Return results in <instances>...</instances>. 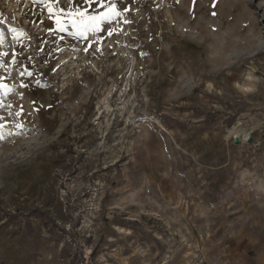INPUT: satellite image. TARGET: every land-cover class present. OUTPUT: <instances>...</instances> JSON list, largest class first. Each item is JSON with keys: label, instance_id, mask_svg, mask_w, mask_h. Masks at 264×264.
I'll list each match as a JSON object with an SVG mask.
<instances>
[{"label": "rangeland", "instance_id": "rangeland-1", "mask_svg": "<svg viewBox=\"0 0 264 264\" xmlns=\"http://www.w3.org/2000/svg\"><path fill=\"white\" fill-rule=\"evenodd\" d=\"M213 3L0 0V264H264V0Z\"/></svg>", "mask_w": 264, "mask_h": 264}, {"label": "snow or ice", "instance_id": "snow-or-ice-1", "mask_svg": "<svg viewBox=\"0 0 264 264\" xmlns=\"http://www.w3.org/2000/svg\"><path fill=\"white\" fill-rule=\"evenodd\" d=\"M60 0H31V3L33 4H42L44 8L47 9V12L49 13L50 18H55L56 24L59 27L60 32H65L69 30V26H71L72 29L75 31L69 32V35L78 36L81 38H87L89 34H96L100 32L107 31V34L109 36L113 35L116 32L115 28H108L105 29V24H112L113 22L119 23V17L122 16L121 10L117 7V0H99L100 6L105 7L104 12H97V13H87L86 10H82L79 7L72 6V0H68L69 6L67 9L64 7H58ZM87 3H91V0H85ZM17 3L19 4V0H17ZM193 3H195V0H193ZM57 6L55 13L53 12V6ZM26 6V5H25ZM213 7H215V0L213 3ZM129 9L125 8L124 11H128ZM43 11V8L41 9ZM213 16L216 15L215 12L212 13ZM124 24H130L132 23L131 20L124 19ZM17 29L13 28L12 32L15 34L17 33ZM122 31V29H121ZM23 35H27V33H22ZM63 38V37H61ZM3 33L0 32V44H3ZM90 46V45H89ZM87 51V48L85 49ZM7 52H0V68H6L8 65H6L3 61V57L7 56ZM143 55V53H141ZM11 65H15L18 63L16 60V54H12L11 59ZM21 76L28 75L32 76L33 74L31 72H20ZM35 83L37 86H43L40 82V80H36ZM21 88H27L29 85L27 84H21ZM0 96L7 95L13 91V87H8L7 85L0 83ZM21 99H23V93H20ZM35 104V101H33ZM2 106V105H0ZM9 107H11L9 105ZM23 113V105L21 104L19 106V111L15 112L14 114L12 112H9L8 115L12 116L15 115L17 117L21 116ZM5 118L3 116H0V121H3ZM16 127L18 129H22L24 127L23 123H17ZM4 128L5 124L0 123V140L5 138L4 135ZM11 134V133H9Z\"/></svg>", "mask_w": 264, "mask_h": 264}]
</instances>
